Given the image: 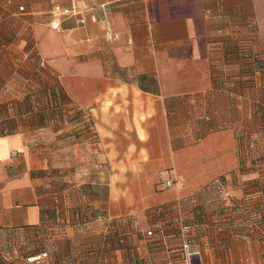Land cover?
I'll list each match as a JSON object with an SVG mask.
<instances>
[{"label":"crops","instance_id":"crops-1","mask_svg":"<svg viewBox=\"0 0 264 264\" xmlns=\"http://www.w3.org/2000/svg\"><path fill=\"white\" fill-rule=\"evenodd\" d=\"M5 1L0 0V31L12 22L19 39L8 50L22 49L24 58L46 73L52 112L43 106L30 111L26 99L34 96L27 92L15 101L0 76V229L45 222V201L52 195L41 189L37 172L52 168L53 149L61 150L55 141L68 136H61V116L53 109V91H60L70 101L65 107L90 117L97 134L95 159L108 173L97 179L109 188L102 199L106 221L126 227L128 219H145L148 231L157 233L142 246L145 258L131 264H264V228L250 237L231 236L232 224L238 226L231 218L221 220V237L201 242L200 254L164 255L173 241H181L186 227L209 228L195 221L204 205L197 195L239 172L236 130L229 120L220 126L222 108L214 101L234 92L229 69L240 63L227 55L232 35L256 34L255 49L264 55V0ZM56 3L76 6L80 15L52 28ZM21 4L25 13L18 12ZM208 100L201 126L197 120L191 136L188 109ZM170 180L172 187L162 190L159 184ZM189 202L192 223L181 232L170 230L167 224L174 218L165 210ZM227 209L220 212L225 218ZM102 251L95 247L94 254ZM46 255L49 264H69L60 251Z\"/></svg>","mask_w":264,"mask_h":264},{"label":"rangeland","instance_id":"rangeland-1","mask_svg":"<svg viewBox=\"0 0 264 264\" xmlns=\"http://www.w3.org/2000/svg\"><path fill=\"white\" fill-rule=\"evenodd\" d=\"M5 2L7 5H13L8 1ZM12 27L13 23L9 22L5 29L0 31V76L5 77L9 82L10 94L12 97L15 96V101L25 96L24 93L27 92L34 96L32 105L39 108L35 101H39L37 96L43 94L41 105L50 112L51 102L46 91L49 88V78L46 77V73L42 70L38 72L33 64L24 58L22 49L8 50L10 45L19 42ZM6 29L12 34H8L9 31L6 32ZM256 38V34L241 33L230 37L229 56L240 63L236 69H229V71L232 70V77L235 79L234 82L228 81L229 90L232 88L234 92L232 95L229 94V97L215 96L214 101V104L222 108L218 116V118L221 117L220 126L229 120L236 130V135L241 134L244 129H248L252 135L253 146L246 149L250 150L247 153L250 162L264 155V112L258 107L259 100L264 105V100L262 101L264 74L258 69L255 59L257 55L264 61V55L255 49ZM238 53L243 55L240 57L241 61ZM21 59H24V63ZM223 89L226 90L227 86ZM42 90L43 93H40ZM206 97L209 98L207 94ZM191 106L188 109L190 118L186 126L190 133L197 130V120H199L198 126H201L199 117L205 108H209L210 102L209 100L203 103L197 102ZM53 109L61 116L64 131L61 136L66 133L68 136L57 140L54 136L51 137L50 141L56 140L55 144L61 150L55 148L54 151L52 150L51 169L37 172L41 189L52 195L45 201L47 205L45 222L36 228L0 229V264H49L47 260L50 256L47 257V251L54 254L62 252L69 264H131L133 261L139 263V260H143L146 256V249L142 250L143 244L149 242V239H155L156 232L153 229L148 231L145 219L136 218L137 222L128 219L126 227H123L122 222L118 220L108 222L105 217H102L107 208L102 199L107 196L109 188L105 185L106 181L103 186L101 185L105 190L97 183L98 176H108L106 171L100 170L102 168L95 159L96 151L92 144H95L97 134L95 136L88 133L85 136L82 132L83 120L78 119V115L68 106L61 111ZM89 122H91L90 117ZM72 132L75 135H71ZM194 135L191 133V136ZM74 140L80 143L73 144ZM37 144L39 142L35 143ZM263 166L259 163L256 169ZM263 175L264 170L258 174L248 175L238 172L229 181L215 182L210 188L200 192L197 199L204 205H200L195 221L207 222L209 228L201 227L196 231L187 229L186 225L193 221V218L189 219L190 202L185 207L172 208L169 212L173 216L171 219L178 218V220L173 219L167 224L170 230L181 232L180 228L186 227V231L181 241H173V245L169 243L173 247H169L164 255L184 258L187 255L186 245L190 246L191 253H196L198 249H201V242L206 238L221 237L223 231L220 229V223L223 219L231 218L238 221V226L233 223L228 231L231 236L250 237L263 229L264 188L261 183ZM232 189L234 192H230ZM230 193L236 196L231 197ZM226 202L228 204L225 205ZM78 207L83 209V215H85L83 219L78 218L76 213ZM226 207L228 218L220 213ZM98 217L102 220L96 221ZM151 232H153L152 235L149 234ZM196 244L199 247H196ZM232 245L235 246L237 243ZM95 247H100L103 250L102 254H94ZM119 248L123 251L118 250Z\"/></svg>","mask_w":264,"mask_h":264},{"label":"trees","instance_id":"trees-1","mask_svg":"<svg viewBox=\"0 0 264 264\" xmlns=\"http://www.w3.org/2000/svg\"><path fill=\"white\" fill-rule=\"evenodd\" d=\"M230 51V50H229ZM228 51V52H229ZM227 52V55H229ZM230 53V52H229ZM239 55V53H238ZM243 55H239V58L242 57ZM255 59H256V62H257V66H258V69L260 71H263V74H264V61L261 60V57L255 55ZM242 60V58H240V61ZM39 72V71H38ZM47 91V90H46ZM51 94V93H50ZM52 97V96H51ZM51 97H50V101H51ZM38 100L41 101H35V103H37L39 105V108L42 107L41 103H42V99H40V97H38ZM42 98H43V94H42ZM264 99H262L263 101ZM26 102H27V106L28 108L30 109V111H33L34 109L38 108V107H35L33 106L32 104L34 103V101L30 100L29 98L26 99ZM53 102H54V108L56 109H59V111H61L62 108H65V106L70 103V101L68 100V98L64 95H62V93L59 91L58 93L56 91H53ZM263 103H261V101L259 100L258 101V107L261 108V110L264 112V105H262ZM78 119H82V129H83V134H85V136H87L88 133H92L93 135H95L93 133V130L91 129L92 127V124L91 122H89V118L83 114V113H80V115H78ZM81 133V132H80ZM209 132H206V133H202L200 135H202L201 137H204L206 135H208ZM237 136V140H238V155H239V168H238V171L243 175V174H252V173H261L263 170H264V166L261 168H258L256 169V166L259 165V163L263 164L264 165V155H262L259 159L257 158L256 160L252 159V161L250 162V159L249 157L247 156L248 152L250 151H247L246 149H249V146H253V142L251 140V134L249 133V130L248 129H244L242 130V133L241 134H238L236 135ZM252 148V147H251ZM263 151H264V148H263ZM259 160V161H258ZM237 174H235L234 176H236ZM264 177V175H263ZM225 182V180L223 181ZM215 183V182H214ZM257 183V182H256ZM262 183V187L264 188V178L263 180L261 181ZM213 185V184H212ZM100 188H103L105 190L104 187L102 186H99ZM211 187V186H210ZM209 187V188H210ZM264 190V189H263ZM108 192V190H107ZM107 197V196H106ZM237 202V201H236ZM178 206H182V204L178 205ZM175 207V206H174ZM174 207H171L174 208ZM171 209H166L165 210V213L167 215H171L169 212L171 211ZM200 211V210H198ZM77 215H78V218H82L85 216L83 215V209L82 207H78L77 208V211H76ZM83 215V216H82ZM102 217H106V210L104 211V214L102 215ZM44 223V221L42 222ZM85 225V224H84ZM165 232V231H164ZM153 233V232H151ZM160 233H163V231H160ZM157 234V233H156Z\"/></svg>","mask_w":264,"mask_h":264},{"label":"built area","instance_id":"built-area-1","mask_svg":"<svg viewBox=\"0 0 264 264\" xmlns=\"http://www.w3.org/2000/svg\"><path fill=\"white\" fill-rule=\"evenodd\" d=\"M6 1H8V3L14 2V0H6ZM18 12L25 13L26 7L23 4L19 5ZM50 14H52V16L54 17V19L51 22V26L52 28H55V29H60L62 19L80 15V13L78 12V8H76V6L67 7L64 5H60L58 3L54 4ZM78 23L80 25L85 24V19L83 17L79 18ZM173 184L174 182L170 180V181L163 182L162 184L160 183L159 186L161 187L162 190H166V189H170V187H172ZM149 234L152 235V233H149ZM189 248L190 246L186 245V254H187L186 257L187 258L191 257L192 255L200 254L199 252L191 253Z\"/></svg>","mask_w":264,"mask_h":264}]
</instances>
